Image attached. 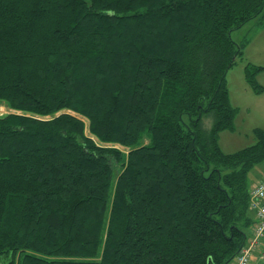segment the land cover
<instances>
[{
	"label": "trees",
	"instance_id": "16d2710c",
	"mask_svg": "<svg viewBox=\"0 0 264 264\" xmlns=\"http://www.w3.org/2000/svg\"><path fill=\"white\" fill-rule=\"evenodd\" d=\"M257 19L264 0H0V264H232L264 132L217 137Z\"/></svg>",
	"mask_w": 264,
	"mask_h": 264
},
{
	"label": "rangeland",
	"instance_id": "374dc122",
	"mask_svg": "<svg viewBox=\"0 0 264 264\" xmlns=\"http://www.w3.org/2000/svg\"><path fill=\"white\" fill-rule=\"evenodd\" d=\"M231 40L236 47L240 46L242 55L236 59L225 75L229 105L236 112L233 131L222 132L217 137L218 147L226 155L235 154L253 146L256 143L255 130L264 132V73L261 72L256 77V82L263 88L261 93L254 92L245 81L247 65L264 69V26L258 25V19L251 21L232 32ZM244 42L246 43L243 45ZM8 114L12 112L6 108L5 104L0 103V116ZM82 121L86 125V136H90L87 129L88 123L85 120ZM204 124L210 128L211 121L206 120ZM263 176L264 163L250 172L249 183ZM260 248L263 250L262 244ZM256 254L258 252L254 254L250 264L256 259Z\"/></svg>",
	"mask_w": 264,
	"mask_h": 264
},
{
	"label": "built area",
	"instance_id": "2783aa9c",
	"mask_svg": "<svg viewBox=\"0 0 264 264\" xmlns=\"http://www.w3.org/2000/svg\"><path fill=\"white\" fill-rule=\"evenodd\" d=\"M249 211L254 216L250 237L232 264H250L254 254L259 252L264 238V176L249 189ZM264 262V253L259 258ZM258 262L257 264H261Z\"/></svg>",
	"mask_w": 264,
	"mask_h": 264
},
{
	"label": "crops",
	"instance_id": "0c3cea01",
	"mask_svg": "<svg viewBox=\"0 0 264 264\" xmlns=\"http://www.w3.org/2000/svg\"><path fill=\"white\" fill-rule=\"evenodd\" d=\"M263 177H260V178H257L256 180H254V182L251 183L250 187L254 184H256L258 181H260ZM262 247H263V250H261L260 248V251L258 252V254H256V259H254V262L252 264H257L259 261V258L260 256L264 253V240H262ZM261 264L263 262H260ZM264 264V263H263Z\"/></svg>",
	"mask_w": 264,
	"mask_h": 264
}]
</instances>
